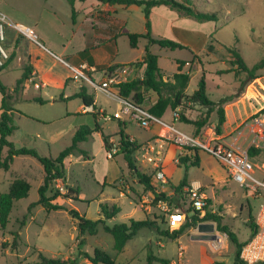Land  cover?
I'll list each match as a JSON object with an SVG mask.
<instances>
[{"label":"rangeland","instance_id":"rangeland-1","mask_svg":"<svg viewBox=\"0 0 264 264\" xmlns=\"http://www.w3.org/2000/svg\"><path fill=\"white\" fill-rule=\"evenodd\" d=\"M189 1L192 7L199 11L215 13L216 20L199 21L165 5L155 8L152 19L162 16L174 20L176 29L181 27L190 29L192 34H196L197 45H194V48L170 49L153 44L149 46V50L157 55L158 65L167 79H171L179 69L181 71L189 69L188 93L197 88L198 80L203 76L208 96L212 100L229 98L224 105L225 111L231 107L230 102L236 103L234 110L238 120L232 124L226 137L238 136L241 149L247 150L251 145L260 149L252 158V163L256 167L255 176L264 181V66L258 69L257 77L245 85L242 84L246 78L244 73L237 76L235 70L215 72L232 68L230 48L237 49L249 67L264 58V0ZM114 10L115 12L95 10L93 19L126 18L129 20L128 27L133 30H138L140 25L143 26L148 20L141 6L115 5ZM0 12L11 22L10 19L26 22L24 24L35 31L38 42L44 46L36 28L31 25L32 19L39 20V27L47 32L54 43L53 46L46 45L51 52L47 51L48 53L44 54V63L50 67L53 61H56V64L50 67L51 70L47 71L51 76L66 71L65 66L55 59V55L59 53L57 47L72 42L71 51L78 46V40L71 37V31L75 28L72 23L71 6L67 0H0ZM76 14V19H86L83 10L77 9ZM154 34L157 36V33ZM143 42L144 39H140L137 48H140V43ZM6 43L13 48L11 37L6 36ZM20 47L21 53L16 52L17 55H22L24 63L29 62L28 58L33 60L36 56H41L39 48L41 46L25 38L21 40ZM116 48L118 58L121 60L130 59L138 54V50H132L127 34L121 35ZM194 54L200 59L201 65L196 63L198 59H194L190 61V65L184 66L183 60L192 59ZM20 62L15 58L9 64V68L0 71V80L5 86H14L22 77L24 69L20 67ZM45 67L40 65V71L45 70ZM136 67L139 68L137 65ZM137 77L138 73L135 78ZM82 83L86 86L88 94L95 98L97 107L105 109L103 113L106 116L99 114L94 119L91 113L94 110L77 113L82 99L80 97L61 99L62 89L56 87L53 81L48 86L38 88L39 86L31 81L25 80L23 88L18 92L19 98L38 96L44 102L24 101L19 98L15 101L13 124L16 129L8 139L15 147L35 148L40 155L55 158L63 148L71 144L78 126L88 125L93 128L97 123L102 132L110 136L116 152L107 157L101 135L96 131L86 141L79 143V147L86 154L74 151L66 163L64 178L53 179L45 192L47 197L53 198L51 203L61 205L62 209L45 208L36 203L39 199L38 189L43 184L44 171L42 164L33 156L16 155L8 170L0 168V192H6L9 184L17 177L28 179L31 185L26 197L14 200L7 226L5 229L0 228V264H38L39 252L46 256L75 258L77 264H91L86 254L93 255L95 249L107 252L115 264H144L148 244L156 256L167 258L172 264H178L175 261L180 246L184 248V264H212L217 261L222 264H236L234 245L226 234L216 229V226L214 232L217 236L211 240L192 239L190 232L196 231L195 227L175 239L160 236L154 230L143 229L119 252L114 249L112 235L103 229L102 224H98L96 234L78 233L76 220L71 216L70 210H76L87 218L97 220L102 217L100 203L105 200H110L120 207V211L113 218L105 220L108 225L128 222L130 219H149L156 221L165 229L167 224L164 208L179 206L165 200L154 203L153 193L142 190L134 170L129 168L123 154L117 153L119 126L116 119L121 117L125 119L129 134L140 146L159 137L166 141L161 155L162 169L166 176L164 183L155 180L154 166L142 160L139 148L133 154L136 168L150 176L157 192L172 195L171 185H177L185 174L189 181L199 180L201 183L199 192L207 199V202L205 201L207 208L210 211L213 209V213L217 214L225 210L223 221L236 233L240 241L250 234L249 220L255 215L260 200L233 181L223 164L203 149L198 150L199 165L181 164L179 156L190 151L192 145L182 147L175 144L170 134L162 129V125L151 123L148 127L139 126L129 114L122 112L124 103L119 97L110 98L101 91H94L89 83L85 81ZM64 90L67 93L79 91L76 83L71 80ZM112 91L115 93V89ZM244 94L246 99H243ZM154 99L155 95H149L143 106L148 107ZM181 110L178 108V114ZM183 111L188 119H194L203 114L205 108L197 103L187 102ZM229 112L231 114L230 110ZM216 118L217 114L214 111L207 125L197 133L194 132L192 125L179 121V117L173 119L170 109L165 112L162 120L179 131L190 133L192 130V134L203 138L210 129L216 133ZM155 126L160 130L157 136H154ZM225 177L227 181L221 182ZM190 187V185L184 187L182 198L185 199V206H179L182 210L189 206ZM68 188L73 191H69ZM32 203L35 204L29 209ZM15 232L18 233L17 238ZM154 264L161 263L157 261Z\"/></svg>","mask_w":264,"mask_h":264},{"label":"trees","instance_id":"trees-1","mask_svg":"<svg viewBox=\"0 0 264 264\" xmlns=\"http://www.w3.org/2000/svg\"><path fill=\"white\" fill-rule=\"evenodd\" d=\"M71 6L72 10V21H75L76 11L74 3L76 1L83 2L86 0H67ZM102 4L109 5H136L143 8L145 17L148 19L146 22L147 32L144 34L139 33H127L129 38L130 45L135 47L138 39L140 37L147 38L148 43H154L161 47L176 49V48H185L183 44L173 39L160 37L153 38L150 35V22L149 15L151 9L154 6L166 5L170 8H174L184 15L194 17L199 21H212L216 20L215 13L202 12L192 7L189 0H96ZM230 63L232 68L220 71H233L235 70L237 76L244 73L246 78L242 81V84H247V82L255 79L257 77L258 69L264 66V58L259 62L255 63L253 66L249 67L239 51L235 48H230ZM11 59H8V61ZM7 61V62H8ZM6 62V63H7ZM6 63L3 66H0V70L5 67ZM130 65H137L141 68L140 75L141 78H133L130 81L121 82L114 86L116 94L121 98L131 103L136 107H142L148 110L152 115L162 118V115L167 109L175 110L182 109L179 111V121L189 123L193 126L194 132H199L202 127L207 125L209 118L214 111H216L217 118L215 124V130L217 135L222 134L223 125L226 122L227 116L224 109V105L229 101V98H221L219 101L212 100L207 93V86L204 77L202 76L197 83V88L190 94L186 92V88L190 81V76L188 73L182 72L180 69L172 75L171 79H164L163 73L158 65V57L156 54L150 52L148 46L145 47V53L141 60H135L128 63ZM115 65L107 67V70H110ZM32 67L29 65L24 66V72L20 79L16 81V84L11 91L6 87L0 80V168L8 170L13 161L14 156L16 155H29L36 158L43 166L44 179L43 184L39 187V199L36 203L43 205L45 208L51 209H62L63 207L59 204H52V197H47L45 192L47 191L48 185L53 179L64 178L66 163L69 160V156L72 155L74 151L83 152L86 154L83 149L79 147V143L86 141L87 138L94 133V131L101 133V138L103 142V148L105 151H109L113 148L114 144L110 140L108 134H104L101 130V127L95 123V126L89 127L88 125L78 126L72 136V142L70 145L63 148L57 157H47L40 155L35 148H26V147H15L8 139V137L15 130V125L13 124V95L18 93L19 90L23 88V83L25 80H28L31 76ZM92 80L95 81L93 77ZM155 95V100L151 102L148 107H144V102L149 97V95ZM73 97H80L83 104L88 107L91 106L95 108L93 103V98L86 91L84 86H81L79 91L75 93ZM32 100L44 102L40 97H34ZM187 102L197 103L205 111L203 114H200L197 118L188 119L185 116L183 111ZM95 110V109H94ZM94 119L99 115L98 111L91 112ZM106 116L105 113H102ZM118 119V149L117 153H122L124 159L137 177V182L141 186L142 190L151 191L154 195L153 201L157 203L159 200H165L169 203H174L179 206H185V199H183L184 187L189 186L187 175L179 181L177 185H171L173 189V194L169 196L163 192H157L155 186L151 182L150 176L138 170L135 165V159L133 158L134 152L139 148V144L130 138V136L123 129V122ZM196 136L197 134H193ZM6 153H4V149ZM199 147H192L189 150V153L179 156L180 163L188 165H199V156L198 150ZM192 150V151H191ZM260 149L251 145L247 148L246 152L248 157L252 161ZM30 182L23 177L15 178L10 184L6 192H0V228L5 229L8 223L9 213L12 210L13 202L15 199L24 198L28 195L30 190ZM69 191L73 189L68 188ZM77 192V189H76ZM181 200V201H180ZM207 199H205L206 201ZM207 202V201H206ZM32 203L29 205V209L34 205ZM183 204V205H182ZM185 212L187 213L186 219L175 229H170L167 225V228H161L156 221L143 219L135 220L130 219L128 222L115 223L113 225L106 224L105 220L113 218L119 211L120 207L117 206L114 202L110 200H105L100 203V212L102 217L97 220H92L90 218L81 215L76 210H70L71 216L76 220V229L78 233L83 235L88 233L90 235L96 234L98 229V224H102L103 229L110 233L114 240V249L116 251H122L127 242L132 239L139 231L143 229L154 230L158 235L168 237L171 239L178 238L186 231H189L192 227H195L201 222H213L215 223L216 229L220 232L226 234L228 240L235 247L234 262L236 264H245L239 258V252L242 245L245 241H240L234 231L224 223H222L221 215L213 213L207 206H204V214L199 216V211L193 210L190 206H187ZM24 224V223H23ZM167 224V222H166ZM250 224V236L256 231V225L254 223V217L249 220ZM18 233L15 232V238H17ZM83 254V253H81ZM40 261L38 264H77L75 258H64V257H53L46 256L42 252L38 253ZM86 258L91 264H115L113 258L105 251L101 249H95L93 255L86 254ZM160 262L161 264H172L171 261L167 258H162L156 256L151 246L147 245V254L146 261L144 264H154L155 262ZM212 264H222V262H214ZM256 264H264V262H259Z\"/></svg>","mask_w":264,"mask_h":264},{"label":"crops","instance_id":"crops-1","mask_svg":"<svg viewBox=\"0 0 264 264\" xmlns=\"http://www.w3.org/2000/svg\"><path fill=\"white\" fill-rule=\"evenodd\" d=\"M106 6H109V7H106ZM114 6L115 5L102 4L96 0H86L83 2L76 1L74 3L75 11L77 12V9L83 10L86 14L85 15L86 19H76V17H77V14H76L75 21H72L75 29H73L71 31V37L73 39L76 38L78 40V46L75 50L70 51V45H72V42H68V44H66V45L62 44V46L57 47L59 50V53L57 55H55V59L65 66L66 71L63 74H54V76L53 75L51 76L48 71L51 70L50 69L51 66L56 64V61H53V63L51 64L50 67H48V65L46 63H44V56H45L44 54L51 52V50L46 45L48 44L50 46H53L54 43L51 41L50 36L47 35V32L39 27V22H38L39 20L32 19L31 25L36 28L37 33H38L40 39L42 40V43L44 44V48L39 47L41 50V56L40 57L36 56L35 59H33V60H31V58H28V61H29L28 63H24L22 55H20V54L17 55V52L21 53L20 42L25 37L17 34L15 31H13L10 28H7L6 29V36L11 37V39L13 41V48H11L7 43L5 44L8 52L11 56V59L6 63L5 67L2 68L0 71H2L3 69L9 68V64L12 63V61L15 58H17V60L21 61L20 67H23V69H24V64H27V65L32 67L31 76H30V78L32 79L31 80L32 83H34L36 86H39L38 88H41L44 85L48 86L49 83H51L53 81L54 84L56 85V87L62 89V93H61L62 98L61 99H65V98H70L71 96H73L75 93L78 92V91H74L72 93L65 92L64 89H65L66 85L68 84L69 80H71L73 83H76V87L78 89H80L81 86H84L86 88V86L84 85V83H82L83 81L74 80L72 78V72L69 69V67H67L64 63H62L60 60H58L57 57H60L64 61H66L67 63H69L71 65H75V66H79L82 63L87 64L89 68L85 69L84 71L90 77H93L95 79V81L100 80L103 76L104 70H106V68L111 66V65L128 64V63L133 62L135 60H141L144 53H145V47L148 46V48H149L150 45L154 44V43H148L147 38L140 37L138 39L136 46L135 47L131 46L133 51L138 50V54L133 56L130 59H127V60H121L118 58V52H117L116 47H117V43H118V40L121 37V35H126L127 33H139V34L146 33L147 32L146 22L143 26L140 25V28L138 30H133V29L128 27L129 26V20L126 18L125 19H93V13L95 10L100 11V10L105 9V10H111L110 12H115ZM159 6H161V5H159ZM155 8H157V6H154L151 9V12L149 15L151 37H153V38L165 37V38L173 39V40L178 41L181 44H183L185 46V48H189V47L194 48L195 47L194 45H197L196 44L197 43L196 42V36H195L196 34H192L190 29H187L184 27L176 29V27L174 25V20L165 19L162 16H158V19H152L154 16V10H156ZM89 17H91V19H89ZM10 20H12L13 22H19V23H23V24L26 23V22H23L19 19H10ZM155 31H157V32H155ZM154 33H157V36H155ZM25 39L30 41L27 38H25ZM140 39H144V42L142 44L140 43V48H137V45L139 44ZM101 49H102V51H101ZM64 57H67V58H64ZM194 59H198L196 63L198 65H201L200 59L197 57L196 54H194L192 59L183 60V62H185L184 66L190 65V61L194 60ZM45 61H46V59H45ZM40 65H42L43 67H45V66H47V67H45V70L40 71ZM178 66H179V63H178ZM92 68H94V69H92ZM140 71H141V68H137V73H138L137 78H141ZM219 71H222V70H215L216 73H218ZM182 72L188 73L189 69L187 68V70L182 71ZM163 77H164V79H167L166 76L163 75ZM30 78L28 79L29 82H30ZM133 78H135V77H133ZM14 86H11V87L6 86V87H8L12 91ZM112 89H115L114 86L112 87ZM94 91H97V90H94ZM186 92H187V88H186ZM115 93H116V90H115ZM188 94H190V93H188ZM245 94H244V96H245ZM244 96H243V99L244 98L246 99V96L245 97ZM34 97H38V96H27V97L23 96V97L19 98L18 93L14 94L13 100H12L13 101L12 117L14 115V111L16 110L14 108V103L18 98L22 99V100L24 99V101H26V100L29 101V100H32ZM0 98H1V95H0ZM51 99L55 100L54 97H51ZM93 103L95 105L94 106L95 110L92 107V109L94 111H98V113H99V111H101L99 114H102L103 111L105 112V109H103L102 107H97V103H96L95 98H93ZM230 104H231L230 105L231 107L226 109L227 119L223 125V132L220 135H221V137H223L224 141L229 146H231L232 148H235L237 150L244 151V149H241V147H240L241 143H240L239 139H237L238 136L226 137L228 134V131L230 132L229 129H231L232 124L237 122V120H238L236 111L234 110V104H236V103L230 102ZM88 108L89 107H86L82 102V104H80L78 106V109L76 110V112L77 113L91 112ZM229 110L231 111V114H230ZM171 111H173V110H171ZM165 112H164V114H165ZM163 115H162V117H163ZM119 119H120V121L123 122L122 126H123L124 131L130 136L131 139H135L132 137V135L129 134L125 119H123V117H121ZM116 120L118 123V119H116ZM235 128L236 127L234 126L233 129H235ZM159 131H160L159 127L155 126L154 136H157L156 134H157V132L159 133ZM97 133H100V132H97ZM190 133H192V130L190 131ZM100 135H101V133H100ZM6 150L7 149L5 148L4 153H6ZM187 153H189V151ZM226 181H227L226 177L221 180V182H226ZM215 182H220V181H215ZM188 183L190 186H199V188L201 186V183L199 180H192V181L188 180ZM169 196H171V195H169ZM211 211L214 212L213 209ZM224 212H225V210H224ZM224 212L220 213L221 217H222V219H221L222 223H224V221H223L224 217H225ZM196 232L197 231H191L190 233L193 234ZM249 236H250V234L242 241H245Z\"/></svg>","mask_w":264,"mask_h":264},{"label":"built area","instance_id":"built-area-1","mask_svg":"<svg viewBox=\"0 0 264 264\" xmlns=\"http://www.w3.org/2000/svg\"><path fill=\"white\" fill-rule=\"evenodd\" d=\"M7 27L17 34L29 39L32 43L44 48V46L38 42L37 34L30 26L19 22H11L4 13L0 12V66H3L10 58V54L5 46ZM57 59L69 67L74 80L85 81L89 83L94 90L101 91L110 98L119 97L113 93V86L121 82L130 81L137 73L136 65L119 64L115 65L110 70H104L102 78L98 81H94L84 71L89 68L87 64L82 63L79 66H75L67 63L60 57H57ZM31 80L30 78V81ZM119 99L121 98L119 97ZM121 101L124 103L122 112L124 114H129L131 119L135 120L139 126L148 127L151 123L162 125V129L170 134L175 144L181 145L182 147L192 145L193 147H199L205 150L223 164L228 176L233 181L238 183L239 186L246 191H249L255 198L260 199L256 213L253 215L256 231L249 236L242 245L239 258L245 264L264 262V181L255 176L256 167L248 157L246 150L241 151L232 148L224 141L223 137L217 135L213 129L205 133L203 138H199L192 133L179 131L171 124H166L162 118L152 115L145 108L136 107L124 99H121ZM88 107L90 111L93 110L92 107ZM178 117V110H173L172 118L176 119ZM165 144L166 141L159 137L154 140H148L145 144L139 146L140 157H142L143 161L152 163L155 169L154 178L161 183L166 182V176L162 170L161 163V155ZM114 152H116V148L113 146L111 150L106 151L107 157H111ZM189 192V206L193 210L199 211V216H202L205 212V199L203 193L199 192V186H191ZM164 213L167 225L170 229L177 228L187 217L185 211L179 208V206L173 208L165 207ZM183 251V247H178V258L177 261H175L178 264H184Z\"/></svg>","mask_w":264,"mask_h":264},{"label":"water","instance_id":"water-1","mask_svg":"<svg viewBox=\"0 0 264 264\" xmlns=\"http://www.w3.org/2000/svg\"><path fill=\"white\" fill-rule=\"evenodd\" d=\"M196 233L191 235L192 239L198 240H211L215 239L217 234L215 231V225L213 222H201L196 226Z\"/></svg>","mask_w":264,"mask_h":264}]
</instances>
